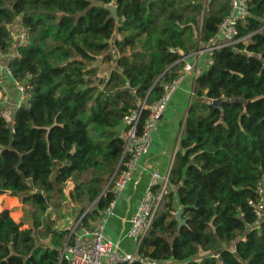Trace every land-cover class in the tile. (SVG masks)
<instances>
[{"label": "trees", "instance_id": "trees-1", "mask_svg": "<svg viewBox=\"0 0 264 264\" xmlns=\"http://www.w3.org/2000/svg\"><path fill=\"white\" fill-rule=\"evenodd\" d=\"M205 2L0 0V53L15 49L6 66L26 96L11 122L0 114V195L32 208L28 227L0 209V264H66L59 223L71 209L92 229L113 198L126 159L122 117L159 99L163 83L178 76L179 59L213 38L230 12V0ZM246 3L241 40L214 49L195 77L171 187L138 247L147 258L264 264V219L249 203L264 198V0ZM107 4L117 7L118 21ZM16 21L25 43L14 42ZM100 55L115 63L107 77L92 65ZM218 98L220 107L211 103ZM146 116L143 110L139 127Z\"/></svg>", "mask_w": 264, "mask_h": 264}, {"label": "built area", "instance_id": "built-area-1", "mask_svg": "<svg viewBox=\"0 0 264 264\" xmlns=\"http://www.w3.org/2000/svg\"><path fill=\"white\" fill-rule=\"evenodd\" d=\"M230 5V12L217 25L215 36L199 48V51H207L208 66L212 63L211 57L214 49L233 45L241 40V38L237 37V24L244 21L248 15L247 3L246 0H230ZM15 37L17 39H15V43H25L27 39L26 30L20 26ZM13 55H16L15 49H12L9 54L0 53V71L11 77V70L7 68L6 60ZM179 60L183 62V65L178 76L171 82L163 83V93L160 98L152 103L142 101L137 108L130 110L122 117L124 128L119 136L123 141L122 158L126 157V159L114 181L113 198L103 210L101 217L95 222L92 229L84 227L80 222V217L69 216L67 218L63 226L67 231V236L60 254L61 258L65 259L66 264H119L132 261H137L140 264H166L169 262L153 260L138 252L141 240L146 235L153 217L163 204V195L168 190L169 174H162L157 171L150 174L149 183L138 201L136 210L129 219V228L126 236L133 239L134 250L132 252L125 251L118 242L105 237L104 228L108 217L113 213L118 196L124 191L135 170H137L140 156L147 152L151 134L163 115L169 100L180 86L184 77L192 73L197 67V62H195V65L187 62L184 56ZM194 75L195 77L197 76L196 73ZM194 80L195 78H193ZM1 82L0 79V97L4 95L2 92L7 90L3 88ZM14 82L19 93V101L17 103V106H19L25 100V89L22 84L15 80ZM143 110L147 111V116L144 118L141 127H139ZM263 183L264 180L262 181ZM258 191L262 192L261 186ZM249 203L254 206L258 217L264 215L262 210L263 197L258 202L250 200Z\"/></svg>", "mask_w": 264, "mask_h": 264}, {"label": "crops", "instance_id": "crops-1", "mask_svg": "<svg viewBox=\"0 0 264 264\" xmlns=\"http://www.w3.org/2000/svg\"><path fill=\"white\" fill-rule=\"evenodd\" d=\"M13 25L15 28H18V30L20 29L19 21H16ZM203 44L205 43H199L194 51L184 55L185 61L194 65L196 64L195 62H197V67L192 73L184 77L181 82V84L183 83L182 86L175 90L173 96L169 100L163 115L151 134L147 152L140 156L137 170H135L124 191L118 196L113 213L108 217V221L104 228V235L108 239L118 242L125 251L132 252L134 250L133 239L127 237L126 233L129 228V219L136 210L138 201L149 183L150 174L156 171L162 174H169L174 161L175 153L179 147V137L182 129L181 122L185 117L189 103L193 99L192 88L194 85V74L196 73V75H198L208 67L207 51H199V48L203 46ZM99 71L102 75L106 74L103 67H101ZM0 79L3 88L8 89L13 98H19L14 79L11 76L6 75L3 71H0ZM14 110L12 111L10 118H8V116L6 117L10 122ZM6 194L7 193L2 194L0 197L4 199ZM175 204H177L176 199ZM2 208L8 209L6 206H0V209ZM66 211H68L69 214L63 217L64 220L62 224L60 223L61 226H64L67 218L75 213L71 209H66ZM53 216L54 214L52 217ZM14 220L20 222V219ZM23 226L28 227L29 225L26 224Z\"/></svg>", "mask_w": 264, "mask_h": 264}, {"label": "rangeland", "instance_id": "rangeland-1", "mask_svg": "<svg viewBox=\"0 0 264 264\" xmlns=\"http://www.w3.org/2000/svg\"><path fill=\"white\" fill-rule=\"evenodd\" d=\"M207 2H208V0H206L205 3H207ZM11 30L13 32L12 34H13V39L15 42L16 41L15 36L18 32V28H15L14 25H11ZM101 59H102V55H100L99 58L95 62H93L92 65L96 66L98 70L101 67H103L104 72L106 71V74L104 77H107V74L109 73V69H110L109 66L114 67L115 63L113 61L103 63ZM98 76H103V75L98 74ZM182 84L179 86V88L182 86ZM2 94H4V95L0 97V114L5 116V117L8 116V118H10L12 111L17 106L19 98H17V99L13 98L10 95V92L8 91V89L6 90V92H2ZM0 204H1L0 205L1 207H5V206L8 207V209L10 210V214L14 219H20V221H22L24 225L30 223L32 208L28 204L27 205L21 204L19 197L13 196V195H10L9 193H7L4 199L2 197H0ZM66 214H69L68 211L66 212ZM71 215L73 216V214H71ZM63 220H64V218L60 221L61 224H62ZM55 225H58V224H55ZM62 248H61V250H62ZM203 254H205V253L200 252L198 256H201Z\"/></svg>", "mask_w": 264, "mask_h": 264}, {"label": "water", "instance_id": "water-1", "mask_svg": "<svg viewBox=\"0 0 264 264\" xmlns=\"http://www.w3.org/2000/svg\"><path fill=\"white\" fill-rule=\"evenodd\" d=\"M106 8L108 10H110V12L112 13L113 15V18L115 21H118L119 20V15H118V12H117V7L114 5V4H107L106 5ZM236 99L235 98H232L231 101H235ZM222 98H218V99H214L212 100V104L213 105H216V106H221V103H222ZM240 101H243L242 99H240ZM171 187V184L169 183L168 184V189H170ZM174 216H175V219L177 221V226L178 227H181L182 225L185 224L186 222V218L183 217V208L182 207H179L177 209V211L174 213ZM264 219V215H262L259 220H263ZM229 245V244H227ZM62 251V250H61Z\"/></svg>", "mask_w": 264, "mask_h": 264}]
</instances>
